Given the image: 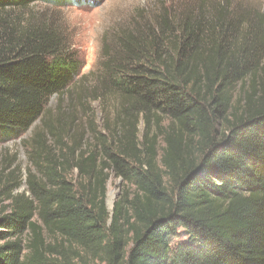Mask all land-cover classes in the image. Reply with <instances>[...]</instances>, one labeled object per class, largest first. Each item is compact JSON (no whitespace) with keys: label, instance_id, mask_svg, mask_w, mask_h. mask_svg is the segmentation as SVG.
<instances>
[{"label":"trees","instance_id":"obj_1","mask_svg":"<svg viewBox=\"0 0 264 264\" xmlns=\"http://www.w3.org/2000/svg\"><path fill=\"white\" fill-rule=\"evenodd\" d=\"M68 1L0 0V136L39 122L0 264H264V11L165 10L114 34L82 88L63 28L34 7ZM111 176L132 192L109 211Z\"/></svg>","mask_w":264,"mask_h":264},{"label":"rangeland","instance_id":"obj_2","mask_svg":"<svg viewBox=\"0 0 264 264\" xmlns=\"http://www.w3.org/2000/svg\"><path fill=\"white\" fill-rule=\"evenodd\" d=\"M66 1V0H65ZM218 0H94V3L84 2L80 5L70 2L53 7L38 3L37 10L47 11L63 28L70 50L79 57L82 68L80 76H88L80 85L91 88L96 84V76L100 68L102 53L105 45L111 46L113 37L121 29L138 24H149L158 14L167 10L172 14L195 7L203 3ZM231 4L241 3L259 7L264 11V0H229ZM93 73V74H92ZM77 80V79H76ZM77 82V81H76ZM78 85V82L76 83ZM77 85L74 88H78ZM56 98L52 97L48 103L54 108ZM111 101L108 106L112 107ZM96 113V123L101 125L103 105L93 102L91 105ZM37 121L25 133L18 137L6 138L0 136V211H4L9 204L8 198L16 196L25 190V177L28 168L27 141ZM142 131V125L139 127ZM21 185L19 189L16 187ZM125 191L132 192L120 179L111 176L107 184V192L112 193L113 203ZM91 264H102L93 262Z\"/></svg>","mask_w":264,"mask_h":264},{"label":"water","instance_id":"obj_3","mask_svg":"<svg viewBox=\"0 0 264 264\" xmlns=\"http://www.w3.org/2000/svg\"><path fill=\"white\" fill-rule=\"evenodd\" d=\"M112 205H113L112 193L107 192V194H106V206H107L109 211L112 209Z\"/></svg>","mask_w":264,"mask_h":264}]
</instances>
